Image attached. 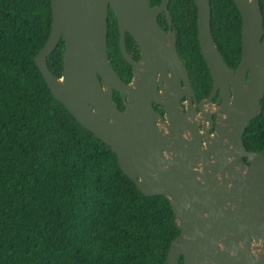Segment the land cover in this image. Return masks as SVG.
Wrapping results in <instances>:
<instances>
[{
    "label": "water",
    "instance_id": "1",
    "mask_svg": "<svg viewBox=\"0 0 264 264\" xmlns=\"http://www.w3.org/2000/svg\"><path fill=\"white\" fill-rule=\"evenodd\" d=\"M234 1L243 20L236 69L215 43L211 0H195L202 55L214 79L202 102L179 54L176 30L170 33V0L158 6L149 0H51L52 31L35 57L56 98L111 146L137 186L146 195L171 200L181 234L171 244L167 264H264V155L244 142L249 122L262 111L264 16L261 0ZM110 8L118 20L122 55L133 66L131 83L109 60ZM162 12L169 32L158 20ZM127 33L140 48L139 61L127 49ZM62 38L64 68L58 77L48 57ZM115 91L125 100L124 110L114 101ZM216 95L217 123L212 113L200 120L199 108Z\"/></svg>",
    "mask_w": 264,
    "mask_h": 264
},
{
    "label": "trees",
    "instance_id": "2",
    "mask_svg": "<svg viewBox=\"0 0 264 264\" xmlns=\"http://www.w3.org/2000/svg\"><path fill=\"white\" fill-rule=\"evenodd\" d=\"M162 1L149 0L152 6ZM211 3L215 43L237 68L243 51L240 9L234 0ZM261 7L264 16V0ZM169 11L179 54L202 100L214 79L202 55L198 7L195 0H170ZM109 17V60L131 83L133 66L122 55L112 9ZM159 21L167 25L165 14ZM52 24L51 0H0V264H167L181 234L171 200L137 186L111 146L56 98L35 61ZM126 44L138 59L129 33ZM65 45L62 38L48 57L58 77ZM114 100L125 109L117 91ZM261 107L244 142L264 155V97Z\"/></svg>",
    "mask_w": 264,
    "mask_h": 264
},
{
    "label": "flooded vegetation",
    "instance_id": "3",
    "mask_svg": "<svg viewBox=\"0 0 264 264\" xmlns=\"http://www.w3.org/2000/svg\"><path fill=\"white\" fill-rule=\"evenodd\" d=\"M110 10H111V8L109 9V16H110ZM163 14H165V16H166V18H167V25H162L161 23H160V25H161V27L162 28H164L166 31H170V23H169V19H168V15L165 13V12H162L161 14H159V16H158V20H159V18L161 17V15H163ZM169 14H170V11H169ZM170 16H171V14H170ZM110 18V17H109ZM171 19H172V17H171ZM160 22V21H159ZM171 32L170 33H172L173 32V30L175 29L176 30V28H175V26L173 25V20H172V23H171ZM176 36H177V31H176ZM169 39H171V37H169ZM136 45H137V42H136ZM138 46V45H137ZM178 47V46H177ZM128 49V48H127ZM129 51V50H128ZM133 52L136 54V47H134V49H133ZM130 53V52H129ZM130 55L132 56V54L130 53ZM138 55H139V58L138 59H135L133 56V58L135 59V60H137V61H139L140 59H141V52H140V48H139V46H138ZM113 65V64H112ZM115 68V67H114ZM188 69V68H187ZM234 69H236V68H234ZM117 71V70H116ZM189 72V71H188ZM119 74V73H118ZM190 75V74H189ZM122 78V77H121ZM190 80H191V78H190ZM192 83V82H191ZM193 85V84H192ZM214 85V84H213ZM194 88V87H193ZM213 90V89H212ZM195 91V90H194ZM212 92V91H211ZM114 94H115V92H114ZM195 94H196V92H195ZM197 96V95H196ZM210 96V95H209ZM209 96H207V97H205L204 99H202V100H199L198 99V97H197V100L199 101V102H202L203 100H205V99H207ZM217 98H218V95H216L213 99H212V102H206L204 105H203V109H200L199 108V114H200V120L202 119V118H205L204 117V113H206V114H210V113H212L213 114V121H214V123L216 124L217 123V119H218V115L216 114V113H214L215 111H217V109H219L220 108V106H221V103L220 104H217ZM115 101V100H114ZM196 103V102H195ZM187 105H188V102H187V98L185 97V98H183L182 99V106H183V109L184 110H186L187 109ZM193 106H195V105H193ZM154 107H155V109L158 111V112H160L161 114H163L164 115V108H163V106L159 103V102H157V101H154ZM215 131V128L213 127L212 128V132H214Z\"/></svg>",
    "mask_w": 264,
    "mask_h": 264
}]
</instances>
